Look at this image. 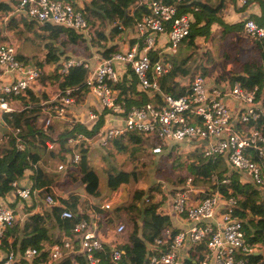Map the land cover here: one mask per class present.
<instances>
[{"label":"built area","instance_id":"1","mask_svg":"<svg viewBox=\"0 0 264 264\" xmlns=\"http://www.w3.org/2000/svg\"><path fill=\"white\" fill-rule=\"evenodd\" d=\"M11 1L0 0V3ZM15 1L16 4L5 16V22L11 17L24 18L39 25L50 24L73 29L82 38H87L85 40L92 37L82 7L72 2ZM249 1L235 0V4L241 8ZM139 6H146L148 12L134 22L132 30L136 42L127 50L113 52L94 69L84 60L75 58L61 63L58 69L60 80L73 67L86 70L83 89L57 90L51 101L41 103L39 106L45 118L42 128L46 129L53 120L95 124L98 115L94 111L88 112L84 122L68 119L69 109L78 102L77 96L84 95L85 91L90 92L99 102L101 110L109 112L119 125L112 126L111 121L114 120L108 118L95 137L88 139L80 134L68 139L67 145L73 152L71 164L80 163L81 144L94 139L98 145L106 147L114 139L135 133L152 144V155H160L171 144L182 143L199 148L204 159L221 157L229 169L240 174L242 182H249L264 201V175L256 162L264 161V87L259 93L257 87L248 90L239 82L231 84L215 76L196 74L183 83V95L174 98L165 93L160 88L159 80L171 70L172 64L160 57L151 64L149 54L162 44L168 54L174 55L178 46L189 36L194 21L193 13L197 8L190 7V11L180 12L179 0L172 4L142 0ZM242 22V35L246 40L264 39V24L258 25L252 19ZM18 56L13 40L0 43V68L10 76V82L0 85V117L22 110L23 107L18 108L16 98L38 88L42 76L41 70L29 66ZM128 72L135 77L137 90L148 94L151 99L139 107H131L125 113L118 102L117 86L123 83V77ZM227 99L237 104L235 109H232ZM15 145L18 149L22 148L18 138H15ZM66 168V165L61 164L57 166V171ZM229 183L228 177L221 181L225 186ZM11 187L20 201L29 200L33 193L32 188L21 186L19 182L12 183ZM203 192L204 189L193 186L188 177L184 187L173 194L171 210L177 216L184 217L190 224L189 228L174 235L166 231L146 245L143 264H178L182 249L192 254L187 257L188 264H252L250 257L257 255L258 247L245 239L243 223L234 215L236 200L224 198L219 191L200 199L199 195ZM53 194L63 205L60 219L72 221L75 215L67 208L71 205L70 197H63L55 191ZM191 194H195L196 199L191 200ZM54 197L44 194V204L48 207L56 205L58 202ZM120 199L121 193H117L98 208L111 211ZM145 202L149 203L147 197ZM92 217L91 221L83 218L74 222L69 231L72 237H67L64 232L59 234V241L47 248L46 264H55L73 252L83 254L88 264H100L101 259L97 254L104 253L105 246L109 247L113 261L120 259L123 252L118 246L122 244L120 236L125 231L124 224L118 223L108 233V238L103 240L98 236L97 217L94 214ZM15 223L14 210L0 206V246L6 232ZM73 245L76 250L72 249ZM199 247H203V251ZM37 255L38 251L29 247L23 250L21 258L32 261ZM15 261L12 250L9 249L4 256L0 252V264H14Z\"/></svg>","mask_w":264,"mask_h":264},{"label":"trees","instance_id":"2","mask_svg":"<svg viewBox=\"0 0 264 264\" xmlns=\"http://www.w3.org/2000/svg\"><path fill=\"white\" fill-rule=\"evenodd\" d=\"M155 1L164 4H172L176 0ZM179 1L181 5L178 6V9L181 11L188 12L190 11V7L197 8V11L193 13L194 21L191 24L190 33L187 38L188 47L194 45V40L197 37L208 38L210 36L211 27L214 25L220 28L224 36L236 35L237 33L242 34L243 22L229 25L222 21L220 17L221 4L213 5L209 0ZM231 1L233 0H228V2ZM136 2L137 0H88L83 8L84 18L87 23L90 24L86 14H91L96 17V32L98 39L107 41L106 36H103V31L108 28L107 37L108 39L114 40L116 36L132 28L134 22L138 20L141 15L148 12L146 6H137ZM259 5L262 9L261 17H252L248 19H252L258 25H263L264 0L259 1ZM10 9L11 7L7 4L0 3L1 13H5L6 15ZM132 9H134V11L131 14ZM34 25H36L37 30L40 31L37 37L43 42L44 62L47 65H56L60 60L67 58V49H69L70 46H83L84 40H82L81 35L69 28L50 24L39 25L24 18H20L19 20L12 18L6 24V27L9 30H15V28L20 29L18 33L22 34L23 29L30 31L31 27ZM240 36L237 35L236 39L231 41L234 45V48H232L234 54L230 56V54L226 52L227 54L224 56V59L238 62V60H240L239 55H242L245 56V61L238 65L230 61L235 63L234 67L236 69L231 70L226 75H221L220 78L222 80H228L231 84L233 82H239L248 90L257 87L260 93L264 87V39L247 40V42H243ZM238 41L245 45L244 48H239ZM114 48L115 47H110L107 49L103 53V57L107 58L109 54L113 53ZM18 57L20 60H26L25 57L20 54ZM149 57L151 64L156 62L158 60L157 51L150 52ZM185 60H187V58ZM36 66L40 67V64H36ZM58 67L60 66H57V68ZM197 72L198 70L195 68L191 75H196ZM179 74L189 75V72L172 65L171 70L164 74L159 80L162 91L170 94L174 98L184 93L183 89H178L174 82V79ZM200 74L203 76L206 74L205 68L201 69ZM85 76L86 70L82 67L71 68L68 74L59 80V90H64L66 88L83 89ZM57 79L58 77L55 72L50 80L52 82ZM40 80H43V77H41ZM117 89L119 90L118 102L123 106L125 113L130 110L131 107L143 105L151 99L148 94L137 90V81L133 75H131V80L128 85H123L122 83L117 86ZM86 93L85 91L84 94ZM80 96L81 95L77 96V99H79ZM16 100L23 109L11 114L2 115L1 125L13 131L8 133V140L5 144L0 143V206L13 209L16 205L26 202L18 199L11 185L14 182L20 183L28 169L32 171L28 176L31 182L30 188L41 190L44 194H51L53 197L55 196L53 194V184L57 183L56 178H50L42 169V166L39 164L40 157L33 150L36 148L49 150L48 145L52 146L49 151L50 157L59 158L62 161H65V154L70 157V159L66 161L67 168L61 172L67 174V172H69L68 170L71 169V165L73 167H78L80 164L81 176L79 177V182L82 186L83 193L86 197H99V179L97 174L88 168H86L85 171H81L82 167H84L81 165L83 163L82 157L78 165L71 164L73 152L72 148L67 145V141L80 134L88 139L95 137L103 127L104 118L109 112L101 110L100 113H96L98 115V120L95 124L83 125L80 123H68L61 131H56L55 125L53 124L54 120L46 129L38 125L40 116L44 115L38 105V100L30 91H27L26 95L17 97ZM15 138L20 140L21 149L16 147ZM143 141L142 136L129 133L124 137L112 140V143L119 150L126 151L128 148L127 144L138 147ZM87 147L88 144H81L80 153L85 155ZM193 149L192 156L195 157V160L190 162L187 167V172L189 175L188 177L192 180V185L204 189V192L199 195V198L203 199L208 194L215 191H219L224 198H234L237 202L234 215L243 223V232L246 241L264 248V201L260 199L257 191L249 182H242L241 175L230 170L221 157L204 159L202 158L199 148L195 147ZM55 150L57 151L56 154L54 153ZM252 159L255 160V157ZM256 162L261 168L262 175H264V161L256 160ZM224 177L229 178L230 183L228 186L221 184ZM117 185L118 183L112 186V189H115ZM55 192L57 193V191ZM9 197H12L11 201L8 200ZM69 197L71 199V205L67 208L75 215L72 221L60 219L59 216L63 205L60 199L55 196L54 199L58 202L56 205L47 206V209L43 210L41 213L31 214L22 224L15 223L14 226L6 232L5 238L0 246L2 256L10 249L15 254L16 261L14 264H46L48 258L47 248L52 243L59 241V234L61 232H64L67 237H72L69 231L74 222H78L83 218L88 221H91V218L93 219L92 216H88L85 213V210L81 209L80 196L76 195ZM147 201L149 204L142 207L130 204L123 208L125 218L132 225L131 231L128 234L129 241L118 246V249L123 252L118 261H113L111 259L109 247L105 246V252L97 254L101 259L100 264H143L146 255V245L152 243L155 238L161 237L167 230H169L172 235L178 232L172 227L169 217L162 216L159 213L162 202L156 201L150 203L149 198H147ZM24 207L26 210H30V208L25 205ZM95 207H97V209L93 210L94 213L101 215V219L97 220L98 228H100V225L103 223H112L108 215L110 211L101 210L98 208L99 206ZM112 214L116 220L121 221V208L112 210ZM7 238H9L10 241H7ZM29 247L36 249L38 255L32 261H25L21 256L23 250ZM200 248L203 251V247H199V249ZM72 249L76 250L75 245H73ZM250 260L252 264H264V255L260 253L252 255ZM55 264L88 263L83 254L73 252L64 256Z\"/></svg>","mask_w":264,"mask_h":264},{"label":"rangeland","instance_id":"3","mask_svg":"<svg viewBox=\"0 0 264 264\" xmlns=\"http://www.w3.org/2000/svg\"><path fill=\"white\" fill-rule=\"evenodd\" d=\"M59 1L70 3L63 0ZM80 2L82 3L81 6L83 9V0H80ZM87 17L90 24H96V18L94 16L88 14ZM18 30L20 29L15 28V30H9L6 27L4 32L7 38L16 43L18 52L21 56H24L26 60H32V63L35 65L40 64L39 60H44V51L43 42L37 37V34H40V31L37 30V26H32L30 31L23 29L22 34L18 33ZM237 35L240 36L241 33H237L230 39L234 41ZM230 39H222L220 41L216 36L214 40L211 38V42L207 46H204L202 40H200L201 43H198V50L203 54L202 57L199 59L201 55L196 54L195 59L197 58V60H189L190 65L197 68L198 72L196 74H200L201 69L205 68V77L226 75L231 70L236 69L234 67L235 63L238 65L245 61V56L242 55H239L240 60H238V62L224 59V56L227 54L226 52H228L230 56L234 54V50H232L233 44L229 43ZM242 41L246 42L244 40ZM238 45L240 49L245 46L243 43L241 44L240 41H238ZM229 61L235 63H230ZM227 66L229 67L228 70ZM46 70V73L43 72V80L38 82L40 85L47 81L51 82L50 79L53 77V67L47 66ZM193 75L194 74H190L187 79ZM220 80L228 81L222 80L221 78ZM44 120V116H40L38 125L42 126ZM53 124L55 125L56 131H61L68 123L54 120ZM9 132L10 129L5 126H0L1 144L7 142ZM143 140V143L138 147L127 144L128 148L126 151L119 150L114 146L112 141L108 143L106 147H101L94 139L86 143L88 144L86 154H80V157L83 159L81 165L84 166L81 171H85L86 168H88L97 174L99 179L98 190L100 194L97 198L86 197L83 193L82 186L79 182L80 164L74 170L71 169L73 170L72 175L69 172L63 174V172L57 171V166L61 164L66 165V161L70 159L68 155L65 154V161H62L59 158L50 157L49 147V150L41 148L33 150L40 157L41 164H39L42 166V169L45 172L49 171L47 174L50 178H56L57 183L53 184L56 190L68 197L76 195L85 197L84 201H82L83 207L81 209L90 208L96 210L97 207L95 206H100L104 201L111 200L115 194L121 193L120 202L114 205L111 211L108 212L112 223H103L100 225L99 229L103 234H108L118 223L124 224L125 231L120 238L122 243H125L129 241L128 234L131 231L132 225L125 218L123 208L130 204L139 207L149 204L144 202L145 197L149 198L150 203L156 201L164 202L169 195L173 196L174 193L176 194V192L184 187L185 180L189 176L187 167L191 161L195 160V157L192 156V151L194 150L192 144H171V147H166L160 155L156 156L151 154L150 148H152V144L145 139ZM56 152L55 150L54 153L56 154ZM244 179L247 180L246 178H243V180ZM116 183H118V185L115 189H112V186H115ZM43 198L44 196L42 194L41 199L43 200ZM92 200H94L95 203L92 202L93 204H91ZM117 208L122 209L121 221L116 220L112 214V210ZM93 214L97 217V220L101 219L100 214H95L94 211Z\"/></svg>","mask_w":264,"mask_h":264},{"label":"crops","instance_id":"4","mask_svg":"<svg viewBox=\"0 0 264 264\" xmlns=\"http://www.w3.org/2000/svg\"><path fill=\"white\" fill-rule=\"evenodd\" d=\"M63 1L72 2V3L76 4L78 7H82L81 6L82 3L80 2V0H63ZM141 1L142 0H137L136 5L139 6V3ZM143 1H147V0H143ZM209 1L213 5H220V4L222 5L221 11H220V17L224 23L229 24V25L241 23L243 20L248 19V18H252V17L253 18L254 17L260 18L261 14H262V9L259 5V1H262V0H250L246 6L241 7V8L235 4V0H233L231 2H228V0H209ZM87 2H88V0H83V8ZM15 4H16L15 0H12L11 2L7 3V5L10 6L11 8ZM179 5H181L180 1H179ZM9 11H11V9ZM133 11H134V9L131 10V14L133 13ZM8 12H7V14H8ZM180 12H185V11L180 10ZM6 15H5V13L0 12V43L9 39L6 37V35H5L6 33L4 32V29H6V24L12 18L19 20L16 17H11L9 20H7L5 22V16ZM87 15L88 14H86V16ZM89 15H91V14H89ZM96 24H97V21H96ZM96 24L95 23L94 24H88L87 23L88 28H90V30L92 32L91 39L85 40L87 38L83 37L84 38L83 46H78V47L70 46V48L67 49V56H66L67 58L60 60L58 62V64L47 65V64H45L44 60H39V63H40V67H39V66H36L35 64H33L32 60H24V62H26L29 66L41 70L42 76H43V72L46 73L47 66H52L53 67V74L56 72V75L58 77L57 80H54L52 82L47 81L41 85L38 83V88L36 87L33 89V91H30L38 100V103H39L38 105H40L41 103H44V102L51 101L54 98V95L57 92V90H59L58 82H59L60 78L58 76L59 67L57 68V66H60L63 61L70 59V58L84 60L85 62L88 63L90 68L94 69L98 65V63L104 59L103 53L107 49H109L110 47H115L113 52L124 51V50H127L131 45H133L136 42V35L133 33L132 28H130V29L124 31L122 34L116 36L114 40L108 39V37H107L108 28H107L105 31H103V36H106L107 41H103V39H98L97 32H96V26H97ZM216 36H217V39H219L221 41L222 39L229 40L230 38L235 36V34L229 35V36H224L222 34L220 28L217 25H214L211 27L210 36L208 38L197 37L194 40V45L192 47H188V39H187V40L183 41L178 46L177 51L174 55L168 54L167 51L165 50V48L163 47V45L160 44L156 50L157 56L160 57V59H162V60L168 59L169 62H171V64L174 65V67H179L181 70H187L189 72V75H190L192 73V71L195 69V66H191L189 63V60H197V58L195 59L196 54L201 55V56H199V59L203 55V54H201V51L198 50L199 49L198 43L200 44L201 43L200 40H202L203 45L207 46L211 42V38H213V40H214V38L216 39ZM240 37H241V40H244L247 42V40L243 37L242 34ZM83 38H82V40H83ZM231 41H232V39H230L229 43H232ZM232 48H234V45L232 46ZM195 49H197V50H195ZM78 52H80V53H78ZM186 58H187V60H185ZM230 63H232V62H230ZM45 67H46V69H45ZM228 69H229V67L227 66V70ZM131 75L132 74L129 72L124 75L123 81H122L123 85H128V83H130ZM189 75L179 74L178 76H176V78L174 79V82L176 83L178 89H181V88L184 89L183 83L185 81H187V78ZM215 77L218 78L220 76H215ZM40 78H39V81H40ZM8 82H10V76L8 74L3 73L2 69L0 68V85L8 83ZM227 102L232 106V109L236 108V106H237L236 103L232 102L229 99H227ZM17 106L21 107L20 104L18 103V101H17ZM89 111H92V112L94 111L96 113H100L101 108L99 106V102L93 96V94H91L90 92H87L86 94L80 96L78 99V102H76L75 105L69 109L68 119L69 120L75 119V120H80V121L84 122V121H86V118H87ZM108 115L105 116L104 121L109 118V119L114 120V121H111L112 126L119 125V123L116 122V120L113 119V117H111L110 115L108 116ZM1 124H2V117H0V126H4ZM8 129H10V128H8ZM12 131L13 130L10 129L9 133H11ZM40 164H41V162H40ZM75 168L76 167H73L71 169L74 170ZM71 169L69 170V173L72 175L73 170H71ZM31 172L32 171L30 169L26 170L25 175H24L22 181L20 182L21 186L31 187V185H30L31 182L28 179V176ZM46 173H49V171H46ZM80 176H81V172H80ZM53 189H54V191H57V193L59 195H61L63 197L67 196V195H63L61 192H59L55 188H53ZM42 194L44 195V192H41V190L33 189V193L31 194L32 195L31 199L27 200L23 204L20 203V204L16 205L15 208H13V210L16 214V224H22V222L25 221L26 218H28V216H30L31 214L41 213L43 210L47 209V206L44 204L43 200L41 199ZM79 196H80L81 208H82L83 207L82 201H84L85 197L82 195H79ZM86 199H88V198H86ZM190 199L191 200L196 199V195L191 194ZM8 200L11 201L12 197H9ZM92 202L95 203L94 200L91 201V204H93ZM161 202H162V205L159 208V213L162 216L169 217L172 227L174 229H176L178 232L187 230L189 228L190 224L185 220L184 217L177 216L171 210L172 195H169L165 199L164 202L163 201H161ZM24 205L26 207L30 208V210H26ZM83 210H85V213L87 215L92 216V214H93L92 209H90V208L84 209L83 208ZM96 227L98 229V230L97 229L96 230L98 231V236L100 238H102L103 240L105 238H108V234H103L102 231L98 228V226H96ZM167 231H169V230H167ZM7 241H10L9 238H7ZM257 247H258L257 254L260 253V254L264 255V248H262L260 245H257ZM191 256H192L191 253L182 249L179 252V259L178 260H180V261L178 262V264H188V261H186L187 257H191Z\"/></svg>","mask_w":264,"mask_h":264}]
</instances>
